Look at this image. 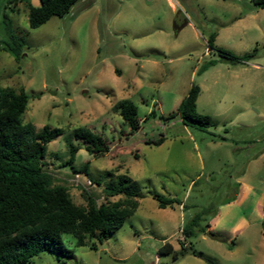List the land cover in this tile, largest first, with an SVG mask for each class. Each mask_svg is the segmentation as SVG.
Returning <instances> with one entry per match:
<instances>
[{
    "label": "rangeland",
    "instance_id": "1",
    "mask_svg": "<svg viewBox=\"0 0 264 264\" xmlns=\"http://www.w3.org/2000/svg\"><path fill=\"white\" fill-rule=\"evenodd\" d=\"M29 4L39 0H0V88L25 90L23 120L35 132L65 130L43 162L76 205L116 201L103 188L119 175L132 178L139 202L101 243L77 247L64 235L72 258L43 252L32 264H264V9L254 0H77L31 29ZM10 34L23 43L20 58L3 49ZM217 50L254 57L232 65ZM192 85L197 113L212 122L204 130L170 118ZM126 102L137 107L134 132L117 107ZM76 129L106 139L108 152L89 154ZM152 193L181 204L158 208ZM204 210L199 226L211 230L185 238ZM165 243L184 255L159 253Z\"/></svg>",
    "mask_w": 264,
    "mask_h": 264
},
{
    "label": "trees",
    "instance_id": "2",
    "mask_svg": "<svg viewBox=\"0 0 264 264\" xmlns=\"http://www.w3.org/2000/svg\"><path fill=\"white\" fill-rule=\"evenodd\" d=\"M76 1L39 0L37 6L27 5L29 27L36 29L51 16L62 17ZM254 4L264 9V0H254ZM213 41L212 35L208 41L211 49ZM3 49L20 58L23 43L10 34ZM217 51L220 61L232 65L248 62L254 57L253 53L236 56L223 50ZM214 63L210 61L203 65L201 71ZM199 92V86L192 85L170 118L177 116L183 125L200 130L211 126L210 117L200 116L196 111ZM28 98L23 88L18 92L0 88V264H32L33 258L43 252L58 258H72L74 252L64 246V235H71L77 247L85 246L86 240L95 236L101 243L119 230L135 214L139 205L137 192L131 184L132 178L127 175H119L114 183L104 184L106 197L118 196L116 201L97 204L94 197L88 196L85 206L76 205L68 188L57 183L43 162L47 144L64 134L65 130L46 125L39 133L35 132L33 125L23 120ZM117 107L129 130L137 131V107L129 102L119 103ZM74 137L82 140L85 150L91 155L100 157L108 152L106 139L91 130L76 129ZM163 140L161 136L145 144L158 146ZM76 152L77 149L69 145L70 161ZM82 171L87 173V164ZM151 197L161 209L181 204L174 196L170 198L152 193ZM262 211L264 234V205ZM206 212L195 214L183 226L181 233L185 238L193 236L196 228L205 233L209 225L200 227L199 223ZM90 248L97 249L95 244ZM159 253L172 254L177 259L185 251L176 253L171 244L165 243Z\"/></svg>",
    "mask_w": 264,
    "mask_h": 264
},
{
    "label": "water",
    "instance_id": "3",
    "mask_svg": "<svg viewBox=\"0 0 264 264\" xmlns=\"http://www.w3.org/2000/svg\"><path fill=\"white\" fill-rule=\"evenodd\" d=\"M206 236L209 237L210 239H213V240H216V241H219V242H223V238L219 237V236H215L214 234L210 233V232H207L206 233Z\"/></svg>",
    "mask_w": 264,
    "mask_h": 264
},
{
    "label": "crops",
    "instance_id": "4",
    "mask_svg": "<svg viewBox=\"0 0 264 264\" xmlns=\"http://www.w3.org/2000/svg\"><path fill=\"white\" fill-rule=\"evenodd\" d=\"M208 229L211 230V227L209 226Z\"/></svg>",
    "mask_w": 264,
    "mask_h": 264
}]
</instances>
